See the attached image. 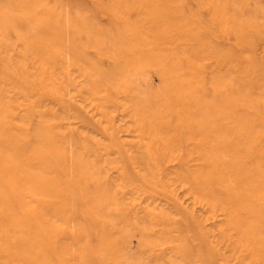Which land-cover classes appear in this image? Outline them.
<instances>
[{
	"label": "bare ground",
	"instance_id": "6f19581e",
	"mask_svg": "<svg viewBox=\"0 0 264 264\" xmlns=\"http://www.w3.org/2000/svg\"><path fill=\"white\" fill-rule=\"evenodd\" d=\"M0 264H264V0H0Z\"/></svg>",
	"mask_w": 264,
	"mask_h": 264
},
{
	"label": "rangeland",
	"instance_id": "374dc122",
	"mask_svg": "<svg viewBox=\"0 0 264 264\" xmlns=\"http://www.w3.org/2000/svg\"><path fill=\"white\" fill-rule=\"evenodd\" d=\"M146 84H147V86H149V89H150L151 91L156 90L157 87H158V81H157L156 77L153 76V75L150 76V77L146 80Z\"/></svg>",
	"mask_w": 264,
	"mask_h": 264
}]
</instances>
